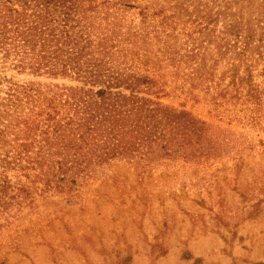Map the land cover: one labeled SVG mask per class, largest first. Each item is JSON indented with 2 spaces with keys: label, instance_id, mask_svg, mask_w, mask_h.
Instances as JSON below:
<instances>
[{
  "label": "rangeland",
  "instance_id": "rangeland-1",
  "mask_svg": "<svg viewBox=\"0 0 264 264\" xmlns=\"http://www.w3.org/2000/svg\"><path fill=\"white\" fill-rule=\"evenodd\" d=\"M86 1L111 66L152 78L138 95L188 113L213 148L113 159L62 191L0 162V264H264V0ZM28 86L83 83L0 62V103Z\"/></svg>",
  "mask_w": 264,
  "mask_h": 264
},
{
  "label": "trees",
  "instance_id": "trees-1",
  "mask_svg": "<svg viewBox=\"0 0 264 264\" xmlns=\"http://www.w3.org/2000/svg\"><path fill=\"white\" fill-rule=\"evenodd\" d=\"M85 2L0 0V62L83 83L48 97L37 86L8 93L0 103V142H6V128L20 124L23 140L13 138L14 153L6 151L1 164L62 191L113 159L141 158L155 149L210 153L213 146L203 144L210 145V135L188 113L138 95L155 86L152 78L111 66L114 52L92 38V24H81L91 10Z\"/></svg>",
  "mask_w": 264,
  "mask_h": 264
}]
</instances>
